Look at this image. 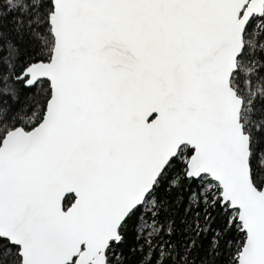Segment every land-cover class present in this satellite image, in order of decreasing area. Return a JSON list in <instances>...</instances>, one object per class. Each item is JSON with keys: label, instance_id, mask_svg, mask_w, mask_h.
I'll return each instance as SVG.
<instances>
[{"label": "snow or ice", "instance_id": "obj_1", "mask_svg": "<svg viewBox=\"0 0 264 264\" xmlns=\"http://www.w3.org/2000/svg\"><path fill=\"white\" fill-rule=\"evenodd\" d=\"M0 264H264V0H0Z\"/></svg>", "mask_w": 264, "mask_h": 264}]
</instances>
